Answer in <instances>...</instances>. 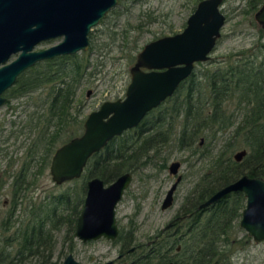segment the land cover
I'll return each instance as SVG.
<instances>
[{
	"label": "trees",
	"instance_id": "16d2710c",
	"mask_svg": "<svg viewBox=\"0 0 264 264\" xmlns=\"http://www.w3.org/2000/svg\"><path fill=\"white\" fill-rule=\"evenodd\" d=\"M119 1L111 14L119 12L122 0ZM253 1L255 9L264 2ZM138 38L139 35H135L128 40L131 42L129 48H136ZM93 49L91 35L90 50ZM133 57L134 54H131ZM88 64L90 58L80 53L38 62L21 73L15 85L5 93L7 97L28 96L31 103L27 120L30 142L26 149L30 160L39 158L46 165L58 144L80 132L83 110L79 103L75 105V97L83 77L91 73L87 71ZM204 64L211 66H207L200 75L193 72L180 83L168 99L167 103L171 102L170 107L167 106L168 111L157 114L151 121L145 117L154 125L155 131L139 125L112 138L104 148L90 156L80 189L69 186L53 194L43 211L39 207L40 211L30 212L28 220L23 222L21 219L7 244H0V264H23L28 252L39 255L37 264H58L59 261L50 258L51 230L56 217L66 221L67 233L72 237L86 179L97 175L109 182L120 173L150 161L149 152L154 140L161 133L159 129L169 122L170 116L180 119V146H192L199 135H204L207 142L211 141L219 132L231 128V134L212 158L206 172L199 177L195 191L189 194L185 210L191 211L196 201L204 200L223 183L235 180L243 173L264 176V29L260 28L249 47L235 53L230 51L219 62L206 61ZM41 103L44 105L40 109ZM240 145L247 149V153L241 161H236L232 154ZM232 198V202L216 203L206 209L203 218L196 214L189 219V236L181 240L182 252L176 256L188 253L190 257L202 255L209 258L208 262L220 264L229 260L232 244L230 230L239 224L243 196L236 193ZM58 208L69 211L57 215ZM12 241L16 244L13 251L8 249ZM39 246L45 247L48 252L40 254ZM165 246L161 238L151 245L158 250H164ZM156 252L153 250L150 258L161 257L160 261L166 258Z\"/></svg>",
	"mask_w": 264,
	"mask_h": 264
},
{
	"label": "water",
	"instance_id": "95a60500",
	"mask_svg": "<svg viewBox=\"0 0 264 264\" xmlns=\"http://www.w3.org/2000/svg\"><path fill=\"white\" fill-rule=\"evenodd\" d=\"M118 0H0V104L2 91L17 74L36 61L89 47L88 33ZM223 0H199L181 31L146 42L130 68L125 97L104 100L86 116L83 130L61 143L51 155L49 171L57 184L79 178L90 156L104 148L114 137L139 124L144 115L188 77L198 61L211 58V52L225 24ZM264 27V2L254 12ZM63 35L59 43L35 49L40 41ZM12 53L18 55L4 63ZM246 148L234 153L238 161ZM178 160L170 163L175 173ZM180 175L167 191L162 207L173 199ZM132 180L129 171L110 182L92 176L85 182V196L74 234L82 241L101 236L114 239L118 232L116 206ZM232 190H242L246 203L239 224L259 242L264 240V177L243 174L217 189L199 208L207 207ZM62 264H81L68 253ZM99 264H113V259ZM171 264V263H169Z\"/></svg>",
	"mask_w": 264,
	"mask_h": 264
},
{
	"label": "rangeland",
	"instance_id": "374dc122",
	"mask_svg": "<svg viewBox=\"0 0 264 264\" xmlns=\"http://www.w3.org/2000/svg\"><path fill=\"white\" fill-rule=\"evenodd\" d=\"M198 1L122 0L119 12L110 14L109 19L104 23L95 25L92 31L94 49L85 51L91 62L88 70L93 72L85 77L78 92V100L83 103L84 113L87 114L98 107L104 99L123 96L130 79L129 67L134 62L137 51L152 39L181 31ZM253 2V0H223L221 8L226 15V21L221 28V36L211 52L212 63L219 62L230 51L235 53L241 48L249 47L259 34L260 28L264 29L254 18L257 9L252 6ZM135 35H139L137 46L131 49L129 48L131 42L128 40H132ZM57 41L46 40L35 48H46ZM131 54H134L133 58ZM204 63L196 64L194 68L196 74L200 75L207 66H211ZM89 89L91 92L87 95ZM165 104L170 106L171 102ZM19 108L12 109L7 103L0 106V172L9 169L16 171L22 164L30 161L24 149V135L17 137L10 133V130L15 128L12 120L18 119L21 111ZM163 126L165 130L168 128L167 124ZM173 126V132H168L165 135L166 139L159 144L161 149L157 152L150 150V161L134 171L130 184L125 188L116 206L117 223L121 228L132 226L133 236L138 240L148 238L174 216L184 197L191 191L198 177L208 169L212 158L231 134V128L219 132L213 140L201 144L203 151L193 152L192 148L179 145L178 136L181 127L179 118L175 120ZM199 139V137L196 139L192 147L198 145ZM241 147V145L236 147L233 153ZM172 160L181 161L179 171L184 176L175 191L173 205L168 209H161L165 192L175 179L168 168ZM49 163L40 173L37 172L36 165L30 172L25 170L26 181L29 183L26 190H22L21 193L26 194V197L18 199V203H21L15 210V217L18 216L19 220L11 223L13 225L10 227L11 230L21 224V219L23 222L28 219L29 213L24 212L23 208H30L31 202L36 206L35 210L41 207L43 211L53 194H58L69 186L80 189L82 176L56 184L51 177ZM2 177L5 182L0 190V220L8 207L12 181L8 174H3ZM66 211L67 209L58 208L57 215H62L61 212L65 214ZM62 220H58L51 231L54 258L61 255L63 259L68 252H72L81 264H99L117 254L119 241H110L105 237L85 242L77 237L71 239L67 233L68 225ZM234 224H236L235 219ZM0 233L2 234L1 228ZM230 238L233 264H264V240L256 242L240 224L231 228ZM15 248L14 244L13 250ZM24 264H37V259L32 257Z\"/></svg>",
	"mask_w": 264,
	"mask_h": 264
},
{
	"label": "flooded vegetation",
	"instance_id": "af4514ba",
	"mask_svg": "<svg viewBox=\"0 0 264 264\" xmlns=\"http://www.w3.org/2000/svg\"><path fill=\"white\" fill-rule=\"evenodd\" d=\"M198 3V2H197ZM197 3H196V5H197ZM120 4V1L118 0V2L114 5V6H112L107 12H106V14H105V16L103 17V18H101L100 20H99V22L97 23V24H95V25H100V24H102V23H104L103 22V20H108L109 19V16H110V14H111V10L113 9V8H115L117 5H119ZM196 5L194 6V8H193V10L195 9V7H196ZM192 10V11H193ZM190 15V14H189ZM95 25H93L92 27H91V29H90V31H89V33H88V38H89V47L87 48V49H80V50H76L75 52H69V53H64V54H58V55H55V56H53V57H50V58H43V59H40V60H38V61H36L35 62V64H37L38 62H41V61H44V60H48V59H52V58H55V57H58V56H64V55H73V54H76V53H80V54H85L84 56L85 57H87L86 56V53H85V51H87V50H89L90 49V46H91V35H92V38H93V33H92V31H93V27L95 26ZM62 38H63V35H59V36H55V37H51V38H47V39H44V40H42V41H40L39 43H41V42H43V41H46V40H58L57 42H55V43H53V44H56V43H59L61 40H62ZM38 43V44H39ZM38 44H36V45H38ZM52 44V45H53ZM145 44V43H144ZM143 44V45H144ZM51 46V45H50ZM49 47V46H48ZM142 48V47H141ZM140 48V49H141ZM36 49V48H35ZM39 49H41V48H39ZM139 49V50H140ZM138 50V51H139ZM138 51H137V53H138ZM137 53H136V55H137ZM18 55V53H12L11 54V56L7 59V61L6 62H4V63H8V62H11L16 56ZM135 60H136V56H135ZM135 60H134V62H135ZM206 61H210V59H208V60H206ZM206 61H198V62H196V64L197 63H200V62H206ZM134 62L130 65V67H129V72H130V68H131V66L134 64ZM35 64H33L32 66H34ZM90 64H91V62H90ZM90 64H88V66H87V71H89L88 70V67L90 66ZM196 64H195V66H196ZM32 66H29V67H27V68H25V69H23L22 71H20L18 74H17V76H16V78H15V80H14V82L10 85V86H8V87H6L3 91H2V93H1V95L4 97V100H3V102L0 104V106L2 105V104H5V103H7L8 104V106L9 107H11L12 109L14 108V109H18L19 107V109L21 110L20 111V113L18 114V119L17 120H12V123H13V125L15 126V128H13V129H11L10 130V133H13V134H15L17 137H18V135H24V138H23V142H24V149H25V151H27L26 150V148H28L29 147V142H30V140H29V138H30V135H29V125H28V117H29V110H31L30 109V106H31V103H30V101H29V98H28V96H19V95H16V96H13V95H10L9 97H7V95L5 94L9 89H11L14 85H15V83H16V80H17V78H18V76L21 74V73H23L24 71H26L28 68H30V67H32ZM195 66H194V68H195ZM194 68H193V71L191 72V74L194 72ZM92 72L93 71H91V73L90 74H87L86 76H84L83 77V81H82V83L84 82V79H85V77H87V76H89V75H91L92 74ZM190 74V75H191ZM189 75V76H190ZM188 76V77H189ZM130 77H131V73H130ZM187 78V77H186ZM185 78V79H186ZM184 79V80H185ZM129 81H130V79H129ZM129 81H128V83H129ZM82 83L77 87V93H76V97H75V105H78V103L81 105V110H83V115H82V118H83V122H84V120H85V118H86V116L88 115V113L90 112H88L87 114H85L84 113V106H83V103L80 101V100H78V92H79V89H80V87H81V85H82ZM127 83V84H128ZM180 85V84H179ZM179 85H178V87H179ZM126 87H127V85H126ZM126 87H125V91H126ZM177 87V88H178ZM177 88H176V90H177ZM175 90V91H176ZM174 91V92H175ZM90 92H91V90L89 89L88 91H87V95H89L90 94ZM174 92H173V94H174ZM172 94V95H173ZM172 95H170V96H168V97H166L163 101H161L157 106H155V107H153L152 109H150L145 115H144V117L141 119V121L139 122V124L137 125V126H135V127H138L139 125H141V126H143L144 128H149V127H151V129L153 130V124L151 125L150 124V121L154 118V116H157V114H159V115H162L164 112H165V110H167L168 111V108L170 107V106H168V108H167V104H165L166 102H168V99L172 96ZM125 97V92H124V95L123 96H119V97H117V98H115V99H118V98H121V99H123ZM115 99H104V100H115ZM103 100V101H104ZM102 101V102H103ZM36 103H39L38 101H35ZM101 102V103H102ZM34 103V102H33ZM35 103V104H36ZM100 103V104H101ZM99 104V105H100ZM33 105V104H32ZM44 105V103H41V106H39L38 108H42V106ZM98 105V106H99ZM165 105V106H164ZM32 107V106H31ZM37 108V109H38ZM97 108V107H96ZM95 108V109H96ZM171 109V108H170ZM92 110H94V109H92ZM91 110V111H92ZM75 114V113H74ZM17 116V115H16ZM145 117H149V120L150 121H148V120H145L146 118ZM170 118H172L171 120H169V122L167 123V126H168V128H166V130H165V128H160L159 130L161 131V133H159L158 135H157V137H156V139L154 140V146L151 148V150H153V151H158V150H160L161 149V145L159 146V144L161 143L162 144V142L166 139L165 138V135L166 134H168V132L170 133L172 130H173V123H174V120L175 119H173L174 117H172V116H170ZM83 122H82V127H81V131L83 130V128H84V125H83ZM22 123V124H21ZM151 125V126H150ZM20 126V127H19ZM164 127V126H163ZM133 128V127H132ZM80 131V132H81ZM126 131V130H125ZM153 131H155V130H153ZM80 132H78V133H76L75 135H78ZM157 132H158V129H157ZM75 135H73V136H75ZM73 136H71V137H73ZM70 137V138H71ZM69 138V139H70ZM199 143H198V145L197 146H194V147H192L191 145L189 146L188 144H186V145H184L185 147H190V148H192V150L191 151H193V152H195L196 150L198 151V152H201V151H203V150H201V144L204 142V141H206L205 140V137H204V135H199ZM60 144H58L56 147H58ZM56 147H55V149H56ZM204 147V146H203ZM205 148H206V146H205ZM204 148V149H205ZM241 148H244V147H241ZM54 149V150H55ZM240 149V148H239ZM238 150V149H237ZM236 150V151H237ZM247 150V149H246ZM235 151V152H236ZM234 152V153H235ZM234 153L232 154L233 155V158H234ZM247 153V152H246ZM243 158V157H242ZM234 160H236L235 158H234ZM242 160V159H241ZM241 160H238V161H241ZM173 161V160H172ZM172 161H170V163L172 162ZM179 161V166L177 167V171L175 172V173H173L171 170H170V163H169V165H168V168H169V172L172 174V175H174L175 176V179L170 183V185H169V187L167 188V190H166V192H165V195H164V198H165V196H166V194H167V191H168V189L170 188V186L173 184V182L177 179V176L178 175H180L181 176V178L178 180V182H177V184H176V187H175V189H174V191H173V199H172V201H171V203L168 205V206H166V207H162V202H163V200H164V198L162 199V201H161V205H160V207H161V209H168V208H170L172 205H173V202H174V199H175V191H176V189H177V187H178V185H179V183L181 182V180L183 179V176H184V174L182 173V172H180L179 170H180V166H181V161L180 160H178ZM237 161V160H236ZM37 166V172L38 173H40L43 169H44V166H45V163L42 161V160H40L39 158H38V160H30V161H27V162H25L24 164H22L20 167H19V169L18 170H16V171H11L10 169L9 170H3L2 172H0V190H1V188H2V186H3V183L5 182V179L2 177V175L3 174H8L9 175V177H11V197H10V200H9V203H8V207H7V210H6V212H5V215L3 216V218L0 220V228L2 229V234L0 233V244L1 245H3V244H7L6 242H8V239H10L11 237H12V232L14 231V229L16 228H14V229H10V227L11 226H13V225H11V223H14V221L15 220H19L18 219V216L17 217H15V210H16V208H18V204L19 203H21V202H19L18 203V199H20V197H26V194H22L21 192H22V190H26V188L28 187V181H26V175H25V170H27L26 172H30L31 171V169L34 167V166ZM144 165H146V163L145 164H141V165H139V166H137L136 168H134L133 170H128L131 174H132V176H133V173H134V171L136 170V169H139L140 167H142V166H144ZM49 166H50V163H49ZM84 170H85V168H84ZM84 172V171H83ZM83 172H82V174H83ZM124 172H126V171H124ZM124 172H122V173H124ZM206 172V171H205ZM205 172H203L201 175H203ZM121 174V173H120ZM119 174V175H120ZM243 174H246V173H243ZM243 174H241V175H243ZM200 175V176H201ZM240 175V176H241ZM248 175V174H247ZM82 176V175H81ZM199 176V177H200ZM240 176H238V177H240ZM249 176H253V175H249ZM260 176H263V175H260ZM92 177V176H91ZM117 177V176H116ZM115 177V178H116ZM199 177H198V179L196 180V182H195V184H194V186H193V188L191 189V191L184 197V199L182 200V202H181V204L179 205V208H178V210H177V212L174 214V216H172L168 221H167V223L160 229V230H157L156 232H154V233H152V235H150V236H148V238H146V239H144V240H138L135 236H133V231H134V229H132L133 227L132 226H128V227H124V228H121V226H119V224H118V228H119V232H118V234H117V236L114 238V239H110V238H106V239H108V240H110V241H119V249H118V252H117V254L114 256V257H112V258H109V259H107V260H110V259H113V264H169V263H171V264H220V263H215L214 261H212V262H208V259L209 258H207V257H205V256H202V255H200V256H194V257H190V253H188V254H183L182 256H180V257H178V256H176V255H179L181 252H182V242H181V240H183V239H185V238H187L188 236H189V228H190V226H189V219L190 218H193V216H195L196 214H199L200 215V218H203L204 217V214L206 213V209H210V207L211 206H213L214 204H224V203H226V202H232V201H234L233 200V195L234 194H242V196H243V201H242V205H241V207H240V211H241V213H242V209L244 208V206H245V203H246V197H245V195H244V193H243V191L242 190H232V191H230V192H228V193H226L223 197H221L220 199H218L217 201H215L214 203H212V204H210V205H208L207 207H202V208H199V205H200V203H202L203 201H205L207 198H205L204 200H201V201H196L193 205H192V209H191V211H187V210H185L187 207V205H188V203H186V200H187V198H188V196H189V194H191L193 191H195V185L198 183V180H199ZM237 177V178H238ZM264 177V176H263ZM88 178H90V177H88ZM87 178V179H88ZM114 178V179H115ZM236 178V179H237ZM86 179V180H87ZM235 179V180H236ZM232 181H234V180H232ZM232 181H229V182H227V183H223V185H221V186H219L217 189H219V188H221V187H223V186H225V185H227V184H229V183H231ZM86 182V181H85ZM110 182V181H109ZM108 183V182H107ZM57 184V183H56ZM130 184V183H129ZM216 189V190H217ZM215 190V191H216ZM214 191V192H215ZM84 196H85V194H84ZM21 198V199H22ZM83 199H84V197H83ZM5 201H3V203H4ZM32 204L30 205L31 207L29 208V207H27V208H23V211L24 212H27V213H29L30 214V212L32 211V210H35L36 209V206H33V202H31ZM82 203H83V200H82ZM82 203H81V205H80V209H79V213H80V210H81V207H82ZM30 204V203H29ZM24 206H26L25 204H24ZM29 208V209H28ZM28 209V210H27ZM79 213L77 214V216H76V222H75V226H76V223H77V218H78V215H79ZM241 217V216H240ZM29 218V217H28ZM58 217H56V219L54 220V225H52V228L54 227V226H56L57 225V221H58ZM28 220V219H27ZM60 220V219H59ZM240 220V219H239ZM75 226H74V230H73V235H72V237L70 236V238L71 239H73V237H76L75 236V234H74V231H75ZM18 227V226H17ZM52 231V230H51ZM52 234V233H51ZM249 235V234H248ZM101 237H104V236H101ZM250 237H252V236H250ZM78 238V237H77ZM100 238V237H99ZM162 239L163 240V242L166 244V246H165V248H163L164 250H158L157 248H153V247H151V245L153 244V243H156V241L158 240V239ZM79 239V238H78ZM98 239V238H97ZM253 239V238H252ZM89 240H95V239H89ZM89 240H86V241H89ZM82 241V240H81ZM83 242H85V241H83ZM257 242V241H256ZM260 242V241H259ZM15 244V242H13L12 241V243H11V247H8V249H12V251H13V245ZM16 245V244H15ZM50 245H51V260H55V261H59V263L58 264H62V262H63V260H64V258H65V256L68 254V253H72V252H68L65 256H64V258L62 259V256L61 255H58L57 257H55L54 258V249H53V245H54V242H53V238L51 237V240H50ZM151 247V248H150ZM70 248H71V246H70ZM44 249H45V247H43V246H39L38 247V250H40V254H44V253H46V252H48L46 249H45V252H44ZM153 250H154V252H156V251H158V252H160L161 253V255L162 256H166V258L165 259H163V260H161L160 261V259H161V257H156V258H150V254L153 252ZM2 251H0V253H1ZM158 252H156V253H158ZM160 253H158V254H160ZM73 254V253H72ZM144 256V257H143ZM231 256H232V252H231ZM231 256H230V258H229V260H227V261H225L226 263L225 264H233L232 263V261H231ZM32 257H35V259H37V263H38V261H39V255L37 254V253H34L33 254V252H28V254H27V257H25V261L27 260V259H30V258H32ZM75 257V256H74ZM107 260H105V261H107ZM25 261H24V263H25ZM104 262V261H103ZM158 262H160V263H158ZM23 263V264H24ZM102 263V262H101Z\"/></svg>",
	"mask_w": 264,
	"mask_h": 264
}]
</instances>
